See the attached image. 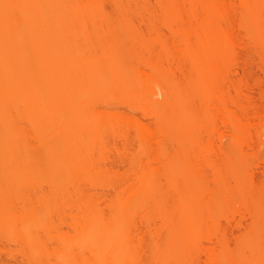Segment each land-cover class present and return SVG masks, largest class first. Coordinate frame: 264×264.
Here are the masks:
<instances>
[{"label": "bare ground", "instance_id": "obj_1", "mask_svg": "<svg viewBox=\"0 0 264 264\" xmlns=\"http://www.w3.org/2000/svg\"><path fill=\"white\" fill-rule=\"evenodd\" d=\"M180 41L264 46V0H0V264H264V177L235 139L216 166L211 140L227 111L264 155V88L243 92L221 63L181 85ZM193 199L252 213L184 212Z\"/></svg>", "mask_w": 264, "mask_h": 264}, {"label": "rangeland", "instance_id": "obj_2", "mask_svg": "<svg viewBox=\"0 0 264 264\" xmlns=\"http://www.w3.org/2000/svg\"><path fill=\"white\" fill-rule=\"evenodd\" d=\"M163 31L169 35L168 36L169 38H171L172 33L169 31L167 27L163 28ZM172 40L173 39H171L170 41L172 42ZM189 47H190L189 42H185V41L178 42V49H177L178 55L180 57L181 64L183 65L181 67L182 69H180L177 72V78H179L181 85L185 86L184 84H186L187 80L190 83L193 82L190 80L191 77L193 76H196L197 79L195 81H198L199 77L197 74L200 73L198 72V70L201 67L203 68L205 67L209 69L210 66L216 63H221L223 70H225L228 75L227 79L229 83L239 85L243 92L250 93L251 90H253V88L254 90H257L258 86L259 88L261 86H263L262 88H264V46L263 45L250 43L247 46H240L238 48L239 54H233L227 57L217 56L216 54H210L208 50L209 48H206L204 46L202 48H199L200 54L190 55ZM247 63L251 64V69L249 71L245 69V64ZM213 75L211 77L215 78L216 75L215 74ZM201 78L202 77H200V79ZM193 79L194 78H192V80ZM197 86H200V85H197ZM256 92L257 91L253 93L251 92V94H252L253 100L259 105L260 107L259 111L261 112L259 113V115H253L251 117L252 118L251 120L253 123H260L264 121V98L259 96L258 92L257 93ZM126 103H122V102L115 103V106H114L115 110L116 109H118L119 111L128 110V112L133 113V111L129 108L128 104ZM230 110H236L237 112L240 113V108L238 105L231 106ZM150 120L152 119L148 117L147 121H150ZM211 127H212L211 140L213 142L214 148L217 151L215 153V157H213L215 161V165L220 166L221 160L225 157L224 153L226 152V149L228 150L231 149L230 148L231 143L233 144V141L235 139L237 140L235 143L237 144V148L236 149L234 148L236 152L235 154L237 155L238 158H243V156H247V155L249 156L250 153L253 154L250 156L252 161H249V163L251 162L252 163L249 166L246 165V168H250V171L254 174L256 181L262 180L264 177V155H256L252 153L253 151H251L249 146L245 145V143L243 142H239L240 145L239 143H237L238 136H237V133L236 134L234 133V130H233L234 128L231 122L227 119V111L219 114L215 118L214 122L211 124ZM175 150H176V153L178 152V156H177L178 178H179L178 181L182 189L185 187V182L188 181L187 164H186V159H185L190 152V143L188 141V138L185 140V142L183 141L178 142ZM233 150H229V151L230 152L232 151L233 153ZM235 154L233 153V155ZM242 165L243 164L239 166V169L241 172L246 169V168L242 169ZM244 167H245V164H244ZM240 175H242V173ZM211 185H213L212 181H211ZM228 185L233 188H237L236 179L234 177H231V178L229 177ZM209 192H210L209 189H206L203 191V195L208 196ZM183 201L181 203L182 210L184 212L186 211V213H189V214L192 213V214H202V215H210V214L239 215V214H251L252 213V210L244 208L242 206L225 207V208L219 207L217 205L208 206L206 204L207 199L202 200L201 202H198L197 200L193 199L187 206L183 205ZM199 203H201L202 206ZM259 213L264 215V211L259 212Z\"/></svg>", "mask_w": 264, "mask_h": 264}]
</instances>
